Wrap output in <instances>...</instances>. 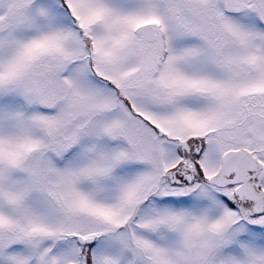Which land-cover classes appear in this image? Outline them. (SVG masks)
<instances>
[{
	"label": "snow or ice",
	"instance_id": "snow-or-ice-1",
	"mask_svg": "<svg viewBox=\"0 0 264 264\" xmlns=\"http://www.w3.org/2000/svg\"><path fill=\"white\" fill-rule=\"evenodd\" d=\"M0 264H264V0H0Z\"/></svg>",
	"mask_w": 264,
	"mask_h": 264
}]
</instances>
